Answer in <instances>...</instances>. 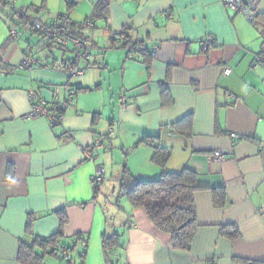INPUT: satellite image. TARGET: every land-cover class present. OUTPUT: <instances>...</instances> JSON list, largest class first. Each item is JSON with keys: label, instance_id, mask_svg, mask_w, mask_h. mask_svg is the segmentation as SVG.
Masks as SVG:
<instances>
[{"label": "crops", "instance_id": "1", "mask_svg": "<svg viewBox=\"0 0 264 264\" xmlns=\"http://www.w3.org/2000/svg\"><path fill=\"white\" fill-rule=\"evenodd\" d=\"M5 1L0 2V264H20L21 241L55 232L54 211L61 208L67 215L64 236H87L83 264H106L105 214L121 234L120 261L127 264L264 261V0L252 23L222 0H104L101 9L99 0ZM9 9L19 13L10 15ZM64 13L73 33L90 46L89 56L77 59L80 74L61 68L75 53L32 26L38 15L54 20ZM119 31L125 38L113 42ZM125 41L140 42L146 51L128 57ZM25 57L32 58L31 65L21 66ZM30 88L51 107L69 98L68 89H86L72 96L53 124L46 116H26ZM121 93L128 96L126 107L118 104ZM188 113L190 130L166 128ZM155 146L171 151L163 168L152 159ZM116 148L126 163L109 186L106 156ZM214 150L227 157L210 160ZM99 166L104 175L95 186L90 177ZM183 167L208 187L193 193L198 227L188 251L173 249L169 234L143 207L117 195L123 173L155 178L162 169ZM215 186L225 189L223 207L213 204ZM225 223L236 224L237 238L221 236ZM80 250L78 243L69 252L72 262L80 261ZM58 261L46 258L47 264Z\"/></svg>", "mask_w": 264, "mask_h": 264}, {"label": "trees", "instance_id": "2", "mask_svg": "<svg viewBox=\"0 0 264 264\" xmlns=\"http://www.w3.org/2000/svg\"><path fill=\"white\" fill-rule=\"evenodd\" d=\"M0 2L7 4V2H3V0H0ZM103 6L104 0H99L96 7L101 9ZM9 11L10 15L19 13L12 9H9ZM18 19L23 20L22 15L19 16ZM74 34L83 37L79 33ZM115 35H119L120 38H125L124 34L119 31L113 35V42L116 41ZM124 44L127 48H129L130 45L136 44L142 46L140 42L125 41ZM144 51L146 50L142 46V48L135 51V53H142ZM76 62L77 58L72 61L67 59L61 63V68L71 72L76 69ZM85 89L86 88H73L75 93L78 90ZM161 94L164 99L166 95L165 87H162ZM52 107L57 110L58 113L63 114L64 109L61 108L60 105ZM93 114L96 115V113ZM191 124L192 114L188 113L177 121L165 126L166 128L169 127L176 130H190ZM170 152L169 148L155 146L152 159L163 168L170 157ZM11 178L12 169L9 166L5 179L8 180ZM202 188L208 187L200 186L197 183V174L188 167H183L181 170L173 172L162 169L155 178L135 177L130 173H123L117 195L127 198L133 207H143L151 222L158 229L169 234L173 249L188 251L198 227L193 193ZM210 189L214 206L223 207L225 205L224 187L215 186L210 187ZM54 212L59 218L58 229L47 236L34 235L30 243L21 241L17 254V260L20 264H47V257L56 258L59 260L58 264L84 263L87 253V236L77 232L70 239H67L63 234V227L67 222V215L63 208L57 209ZM31 220L29 216L26 221V230H28ZM115 228L113 218H109L105 214V229L101 236L105 262L106 264H127L126 261H120L122 257L121 234ZM219 233L221 236L229 239H234L239 236L238 227L234 223L221 224L219 226ZM78 243L81 246V250L78 253L80 259L78 263L72 262L70 255L68 259L57 255V251L60 249L69 254V252H72L76 248ZM255 264H264V261H258L255 262Z\"/></svg>", "mask_w": 264, "mask_h": 264}, {"label": "built area", "instance_id": "3", "mask_svg": "<svg viewBox=\"0 0 264 264\" xmlns=\"http://www.w3.org/2000/svg\"><path fill=\"white\" fill-rule=\"evenodd\" d=\"M9 1V0H8ZM68 2H76L77 0H66ZM223 3L237 11L240 12L247 21L254 22L257 18L259 12V3L260 0H222ZM32 26L34 30L48 38L51 42L70 48L74 53L77 59L82 57H88L90 54V46L88 41L81 36H78L72 31L71 19L68 14L64 13L58 18L54 20H49L45 14L38 15L34 18L32 22ZM11 36H17V30L11 29L9 30ZM115 39L119 40V35H115ZM141 45H130L127 48V56L133 57L135 55V51L141 49ZM153 48H156L154 45ZM33 62L31 57H25L20 63L21 66H29ZM231 72L230 67L225 66L223 68L224 74H229ZM74 73L80 74V69H75ZM73 89H68L69 98L60 104V107L65 109V107L70 103V99L74 95ZM28 99L30 101V110L26 113L28 117H36V116H46L50 119L51 122L57 123L60 121L62 114L58 113L51 106H47L41 98L38 97L36 91L32 88L27 91ZM128 101V96L125 93L119 94L118 104L121 107H126ZM230 136L233 139H239L241 136L239 134L231 133ZM101 140H98L95 144H99ZM227 157V154L220 151L214 150L213 153L209 156L210 160L223 161ZM104 175V168L99 166L96 168L95 172L91 175V180L95 186H97L102 180ZM261 210L264 211V206L261 207ZM58 256H62L65 259L69 258V254L64 250L57 251Z\"/></svg>", "mask_w": 264, "mask_h": 264}, {"label": "rangeland", "instance_id": "4", "mask_svg": "<svg viewBox=\"0 0 264 264\" xmlns=\"http://www.w3.org/2000/svg\"><path fill=\"white\" fill-rule=\"evenodd\" d=\"M70 51L67 52L68 55L73 56L74 54H72V52H70ZM74 70H72L71 72L74 73ZM113 151H114V155L111 157V153L113 154ZM113 151L111 153L107 154V156H106L107 158H106V162H105V167L107 169V173H106V178H105L106 182H104V184H108L109 186H112L113 183H116V181H117L116 176H117V174H119V173H117V169L121 168L126 163L124 155L120 152V150L118 148L113 149ZM132 174H137V173H132ZM108 185H106V186H108Z\"/></svg>", "mask_w": 264, "mask_h": 264}, {"label": "water", "instance_id": "5", "mask_svg": "<svg viewBox=\"0 0 264 264\" xmlns=\"http://www.w3.org/2000/svg\"><path fill=\"white\" fill-rule=\"evenodd\" d=\"M243 1H245V0H243Z\"/></svg>", "mask_w": 264, "mask_h": 264}]
</instances>
